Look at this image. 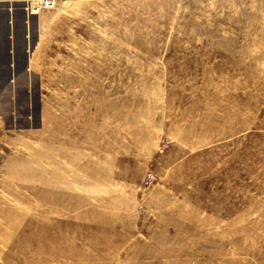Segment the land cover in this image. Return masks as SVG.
Listing matches in <instances>:
<instances>
[{
    "label": "rangeland",
    "instance_id": "1",
    "mask_svg": "<svg viewBox=\"0 0 264 264\" xmlns=\"http://www.w3.org/2000/svg\"><path fill=\"white\" fill-rule=\"evenodd\" d=\"M52 1L0 0V264H106L68 234L122 206L264 264V0Z\"/></svg>",
    "mask_w": 264,
    "mask_h": 264
},
{
    "label": "crops",
    "instance_id": "2",
    "mask_svg": "<svg viewBox=\"0 0 264 264\" xmlns=\"http://www.w3.org/2000/svg\"><path fill=\"white\" fill-rule=\"evenodd\" d=\"M176 209L177 212H165L164 230L159 234L153 230L155 223L148 217L147 209L122 206L101 212L100 216L89 221L93 231L91 239L94 241L99 236V242L92 243L89 248L79 243L84 235L79 232L69 233V239L77 243L71 245L68 259L76 263L97 261L106 264H165V261L172 264L175 260L185 262V254L181 256L179 249H176V253L173 250V239H179L180 236L169 229L174 220L179 219L176 216L179 214V207ZM84 224L87 226V222L82 223Z\"/></svg>",
    "mask_w": 264,
    "mask_h": 264
},
{
    "label": "bare ground",
    "instance_id": "3",
    "mask_svg": "<svg viewBox=\"0 0 264 264\" xmlns=\"http://www.w3.org/2000/svg\"><path fill=\"white\" fill-rule=\"evenodd\" d=\"M50 3H52V4H53V1L51 0V2H50ZM46 4H48V3L46 2ZM48 5H49V4H48ZM48 5H47V6H48Z\"/></svg>",
    "mask_w": 264,
    "mask_h": 264
}]
</instances>
